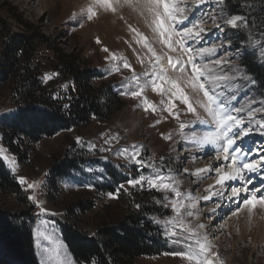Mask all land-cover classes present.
<instances>
[{
  "label": "rangeland",
  "instance_id": "1",
  "mask_svg": "<svg viewBox=\"0 0 264 264\" xmlns=\"http://www.w3.org/2000/svg\"><path fill=\"white\" fill-rule=\"evenodd\" d=\"M93 2L94 0H0V55L12 37L25 36L33 43L27 49L24 47L19 50L18 54L22 50L26 52L21 56V62L29 63V67L35 71L47 91L64 100L71 98L74 85L70 79L58 73L59 61L56 57L73 54L81 59L85 66L101 74L102 77L95 81L96 85L111 87L122 99L120 108L107 120L93 119L86 125L60 131L35 143L27 141L22 148L27 151V158L23 162H19L17 156L0 141V148L6 150L4 155L8 157L7 160L2 159L6 168L17 182V177H25L29 183H41V187L35 190V195L37 201L47 210L46 213L40 214V209L28 199L33 190L25 191L26 186L19 184L22 190L20 199L12 193L0 192V223L9 219L10 215L23 212L28 214L36 264H77L61 235V228L68 222L66 215L69 209L79 202L83 204L91 202L90 210L81 212L76 209L74 215L78 227L86 235L95 236L99 228L113 224L125 214L135 211L137 207L134 202L138 201L144 206L156 209L157 213L149 216V219L160 231L163 249L157 255L138 257L133 264H189V261L174 254L186 249L182 245L172 243L165 236L163 224L153 222L164 221L173 215L171 208L164 206L169 203L164 197L168 196L171 199L173 194L149 189L147 186L143 189L130 187L127 180L140 173L127 159L116 153L122 149H129L132 145H142L141 154L144 161L154 165L153 168H144L143 174L149 175L156 169H163L165 172L170 169L179 181V190L182 193H191L192 196L201 198L196 204L198 214L189 217L188 221L204 226L212 223L211 220L215 219L220 211L216 207L219 203L218 198L203 201L202 197L214 192V189L209 188L217 178L215 169L221 164L215 163L216 152L211 146L200 149L181 137L179 122L162 110L161 95L154 93L150 87L145 89L144 95L161 108L156 113L143 111L142 107L138 106V99L119 94L122 91L119 86L125 78L132 76V72L122 66L120 71H114V67L122 62H113L109 59L110 55L115 54L126 59L137 75L143 73L147 65L146 59L144 65L140 60L149 55L147 49L137 43L138 37L129 26L147 37L148 42L158 53L161 52V45L144 18L128 8H123L115 14L93 9L96 15L91 20L86 19V10ZM184 2L187 7H196V0ZM200 8L203 15L201 13L197 15L203 20L201 26L208 31V36L199 45L193 44V47H210L213 43L221 46L220 51L211 59L227 60L226 71L239 67L240 74L245 76V79L235 81L239 88L234 93L237 97V100L233 101L234 106L264 108V93L243 63L244 57L248 54L255 62L264 66V33L258 30V25L250 23L249 17L229 13L225 7V0L222 4L219 0H208ZM232 15L243 17L249 22L248 26H241L238 29L225 26L221 17L226 19ZM211 17L216 19V23L220 24L223 31L216 28ZM217 36L219 39H216ZM46 76H50L51 79L45 80ZM253 80L255 83H251ZM13 84V81H10L0 89V118L16 110L13 102ZM185 90L193 102L202 99V94L194 93L188 88ZM175 103V110L180 112L179 121L192 122L190 127L184 130L186 136H202L212 130L208 125L196 123L195 117L187 113L185 105L179 101ZM196 107L200 115L208 120L203 109ZM241 115L247 120L246 113ZM255 119H264V111L256 112ZM158 120L160 123H156ZM169 135L171 139H164ZM77 138H80L81 143H77ZM243 143L245 148L261 150L259 153L253 152L250 159L264 156V135L253 133L246 137ZM90 145H95L91 152ZM102 148L111 150L100 151ZM64 157L79 158L78 165L67 171L59 179L56 187H52L49 183L50 170ZM162 157L164 164H161ZM201 157L208 159L210 171L203 174L204 177L198 178L191 173L201 168L199 164ZM13 160L15 165L11 163ZM212 162L214 163L210 164ZM227 163L224 164L226 171L229 170ZM108 167L117 173L119 183H113L112 178L107 175ZM184 169H187L188 173ZM251 177L259 180L255 187L259 184L264 191L262 187L264 169L260 173L251 174ZM106 185H113L114 192L105 191ZM120 185L127 191L120 190L116 195ZM109 194H114V198ZM24 198L25 204L22 203ZM234 207L238 211L242 208L241 206L237 209L236 205ZM233 210L232 208L231 211H227L226 218L216 221L214 228L223 229L221 234L217 235L218 238L221 236L219 242L216 241L217 237L210 236L212 231L207 234L199 230L200 235L202 233L201 236H207V240L213 246L212 252L218 254L222 264H264V208H256L257 212L255 209L252 212L247 208L246 218L242 215L235 217L232 215ZM230 216H234L233 219L229 220ZM196 218L201 221H197ZM211 228L213 227H209ZM58 247L61 249L59 254L56 251ZM0 264L17 263L7 262L0 255Z\"/></svg>",
  "mask_w": 264,
  "mask_h": 264
},
{
  "label": "snow or ice",
  "instance_id": "2",
  "mask_svg": "<svg viewBox=\"0 0 264 264\" xmlns=\"http://www.w3.org/2000/svg\"><path fill=\"white\" fill-rule=\"evenodd\" d=\"M207 2L208 0H196V7L192 8L187 7L184 0H94L93 4L87 8L85 18L91 20L96 15L93 9H102L115 14L123 8H128L144 18L145 23L161 45V52H157L148 42L147 37L129 26L130 30L138 37L137 43L147 49L149 55L140 60L144 65L146 59L147 65H145V71L139 75L135 73L126 59L117 57L115 54L110 55L109 59L113 62H122L114 67V71H120L122 66L132 72V76L125 78L119 86L122 89L119 94L138 99V106L142 107L143 111L152 113L160 111L161 108L150 101L144 95V91L150 87L154 93L161 95L162 110L177 119L181 137L200 149L211 146L216 152L218 161L228 162V171L224 170L223 164L216 167V184L223 189L227 182L237 180L242 182V186L231 187V194L227 199L231 201L235 198L237 201H242V204H237V209L247 206L249 211H252L257 206L264 208V191L253 185L251 177V174L260 173L264 169V156L250 159L253 152L259 153L261 150L245 148L243 141L256 132L264 135V119H255L256 112L264 111V108L234 106L233 101L237 100L234 93L239 88L235 81L245 79V76L240 74L239 67L226 71L227 60L211 59L220 51L221 46L213 43L210 47H193V44L199 45L208 36V31L201 26L203 20L197 15L198 13L203 15L200 6ZM219 3L222 4L223 0H219ZM210 19L219 31H223L214 17ZM221 21L225 26H231L233 29H238L241 26L247 27L249 23L240 15H232L226 19L222 16ZM216 39L219 37L217 36ZM104 51L107 52L108 49H104ZM47 79H51V77L46 76L45 80ZM251 83H255V81L253 80ZM186 88L191 89L194 93L202 94V99H196L193 102L186 92ZM176 101L186 106L187 113H191L195 117L196 123L208 125L212 130L202 136H186L184 130L190 127L192 122L179 121L180 112L175 110ZM194 103L203 109L208 120L200 115ZM241 113H246L247 120ZM156 123H160V121L158 120ZM164 139H171V136H165ZM77 143H81L80 138H77ZM142 148V145H132L129 149L119 150L116 154L127 159L129 164L134 165L140 173L127 180L130 187L143 189L147 186L149 189L173 194L171 199L168 196L164 197L169 201L164 206L170 207L173 215L164 221L153 222L163 224L165 236L172 243L182 245L186 249L174 254L186 259L189 264H222L218 254L212 252L213 246L207 240V236L200 235L199 230L204 225L188 221L189 217H195L198 214L196 204L197 200L201 198L194 197L191 193H182L179 190V181L176 180L170 169L167 172L163 169H156L149 175L143 174L144 168H153L154 165L144 161L141 154ZM94 149L95 145L89 146L90 152ZM110 150V148L100 149V151ZM5 152V149L0 148V159H8L4 155ZM11 163L15 165L14 160ZM161 164H164L163 157ZM88 170L91 171L90 168ZM13 171H15V167H13ZM184 171L188 170L184 169ZM209 171L208 168L197 169L191 175L200 176ZM17 179L20 185L26 186L25 191L33 190V194L28 196V199L40 209V214L46 213L47 210L41 206L35 195V190L41 187V183H29L25 177H17ZM249 185H253V187L249 188ZM88 186L91 187V185ZM120 190L127 191L123 185H120L116 195ZM241 193L245 195L242 197ZM109 195L114 198V194ZM214 195L223 198L224 192H211L210 195L204 196L202 199L208 200ZM136 207L139 208L140 205L137 204ZM60 250L58 247L57 254L60 253Z\"/></svg>",
  "mask_w": 264,
  "mask_h": 264
},
{
  "label": "trees",
  "instance_id": "3",
  "mask_svg": "<svg viewBox=\"0 0 264 264\" xmlns=\"http://www.w3.org/2000/svg\"><path fill=\"white\" fill-rule=\"evenodd\" d=\"M225 7L231 14L249 17L250 23L258 25V30L264 33V0H225ZM32 43L25 36H14L0 55V89L13 81V102L16 106L14 113L0 118V141L17 156L19 162L27 158V151L22 150L27 141L35 143L60 131L86 125L93 119L107 120L122 104V99L111 87L95 84L101 74L85 66L73 54L56 57L59 61L58 73L74 85L71 98L64 100L47 91L29 63L21 62L20 58L26 52L22 50L18 54L21 48L27 49ZM243 60L245 69L255 77L264 93V66L248 54ZM78 160L76 157H64L52 166L49 175L51 186L56 187L67 171L77 167ZM107 175L113 183H119L120 178L111 167L107 168ZM104 188L110 193L115 190L113 185ZM0 192L12 193L19 199L22 194L21 186L2 159ZM22 200L25 204V198ZM134 203L141 206L113 224L99 228L95 236L86 235L78 227L74 215L76 209L81 212L90 210L91 202H79L69 209L66 215L68 222L61 228V235L77 264H133L138 257L162 252L160 231L149 219L157 213L156 209L138 201ZM27 217L28 214L23 212L10 215L9 219L0 223V255L7 262L36 264Z\"/></svg>",
  "mask_w": 264,
  "mask_h": 264
},
{
  "label": "bare ground",
  "instance_id": "4",
  "mask_svg": "<svg viewBox=\"0 0 264 264\" xmlns=\"http://www.w3.org/2000/svg\"><path fill=\"white\" fill-rule=\"evenodd\" d=\"M29 3V2H28ZM247 145V144H246ZM248 147V146H247ZM203 153V152H202ZM199 164H200V169H204V168H208V169H210V167L207 165L209 162H208V159L207 158H204V157H201V158H199ZM214 162H212V163H210V164H213ZM215 163H219V165L220 164H225L226 162H224V161H218L217 159L215 160ZM206 166H208V167H206ZM197 168V167H196ZM224 170H225V168H224ZM226 171V170H225ZM228 171V170H227ZM188 173V172H187ZM203 174H208V172L207 173H202L200 176H197L198 178H202V177H204V175ZM216 179L217 178H215V181H214V183L211 185L212 187L211 188H209V189H214V192H219V191H223L224 192V197L222 198L221 196H218V195H214V196H212V198L214 197V198H218V200H219V203L216 205V207L217 208H219L220 209V211L217 213V216H216V218L215 219H213V220H211L212 221V223H210V224H208L207 226H204L202 229H200L203 233L204 232H207V234H208V232L210 231H212L211 233H210V236H212L213 237V235H214V237H217V235L219 234H221V232L223 231V229H219V228H214V226H216L215 224H216V221L219 219V221H221V219L224 217V218H226L227 217V213L229 212V211H231L232 210V208L234 209L233 210V213H232V215H234L235 217L236 216H240V215H242L243 217H245L246 216V210H247V206H242V208L238 211V210H235V205H236V208H237V204L238 203H242V201H237L235 198H233V200H228L227 199V197L228 196H230V194H231V187L232 186H237V187H239V186H242V182L241 181H239V180H237V181H230V182H227V184L225 185V187L223 188V189H221V187H220V185H217L216 184ZM257 178H254L253 179V185H255L259 180H256ZM208 180V179H207ZM209 185V184H208ZM259 185V184H258ZM256 186V187H258V188H260L259 186ZM252 185H250L249 186V188H252L251 187ZM262 189V188H261ZM263 190V189H262ZM209 192V191H208ZM210 195V194H209ZM245 194L244 193H241V196L243 197ZM211 198V199H212ZM210 200V199H209ZM203 201H205V200H203ZM210 202V201H209ZM212 203V202H211ZM258 207H260V206H257V207H255L254 209H255V211H256V208H258ZM222 209V210H221ZM254 209H253V211H254ZM207 211H209V210H207ZM214 211V210H213ZM228 211V212H227ZM252 211V212H253ZM257 212V211H256ZM255 215V214H254ZM234 216H230L229 217V220L230 219H233V217ZM246 218V217H245ZM255 218V217H254ZM228 219V218H227ZM257 219V218H256ZM196 220L197 221H201V219H199V218H196ZM199 221V222H200ZM229 222V221H228ZM228 222H226V223H228ZM197 223V222H196ZM224 225H221V227H223ZM209 227H213V228H211V229H209ZM219 227H220V225H219ZM255 228H257V227H255ZM220 231V232H219ZM200 232V231H199ZM201 235H202V233H201ZM221 238V236L218 238L217 237V239H216V241H218L219 242V239ZM258 238V237H257ZM263 240V239H262ZM261 240V241H262ZM263 244V243H262ZM212 245V244H211ZM217 247V246H216ZM255 248V247H254ZM259 255V254H258Z\"/></svg>",
  "mask_w": 264,
  "mask_h": 264
}]
</instances>
